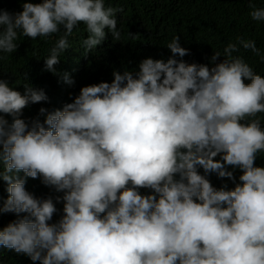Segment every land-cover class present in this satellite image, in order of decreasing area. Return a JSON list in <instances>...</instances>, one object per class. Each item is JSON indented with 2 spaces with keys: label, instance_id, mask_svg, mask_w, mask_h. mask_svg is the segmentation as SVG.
I'll return each instance as SVG.
<instances>
[{
  "label": "clouds",
  "instance_id": "obj_1",
  "mask_svg": "<svg viewBox=\"0 0 264 264\" xmlns=\"http://www.w3.org/2000/svg\"><path fill=\"white\" fill-rule=\"evenodd\" d=\"M250 7L264 21V7ZM118 11L105 0H24L21 11L0 9V52L12 53L21 34L60 33L44 57L56 72L80 22L86 50L106 26L118 40ZM238 40L216 50L211 59H224L211 67L172 55L114 70L111 82L82 86L63 108L41 107L43 121L20 113L47 100L44 89L25 83L22 94L0 79V113L14 117L0 115L9 192L0 211L27 213L0 229V245L41 264H264V166L254 163L264 151V75L233 55L240 45L259 53L255 40ZM167 47L180 57L189 51L177 34ZM226 165L243 170L242 183L217 188L207 174L235 179ZM38 176L63 193L56 222L53 197L25 187Z\"/></svg>",
  "mask_w": 264,
  "mask_h": 264
},
{
  "label": "trees",
  "instance_id": "obj_2",
  "mask_svg": "<svg viewBox=\"0 0 264 264\" xmlns=\"http://www.w3.org/2000/svg\"><path fill=\"white\" fill-rule=\"evenodd\" d=\"M24 0H0V9L10 12L22 10ZM41 2V0H33ZM106 5L112 4L120 9L116 13L117 27L121 36L117 40L111 31L105 28L106 36L101 43L92 50H86L82 41L88 35L86 25L80 22L69 37L71 46L61 54V58L54 65L56 72L45 67L44 57L55 43L60 33L35 38L21 34L18 47L12 53L0 52V79H7L11 86L24 92L25 83L33 87L42 88L48 99L39 102H29L20 115L27 122L32 119L43 121L44 114L40 108L48 111L63 108L65 103L71 102L79 94L82 86L111 82L113 72L125 69L134 70L139 62L146 57L167 59L176 55L189 63H204L210 67L224 59L221 55L216 61L211 59L216 50L223 53L226 44L239 43L238 37L254 39L260 52L256 53L250 48L240 45L233 55H241L253 67L254 71L264 75V21L251 17L250 4L264 7V0H105ZM178 35L181 46L189 51L180 57L173 54L167 47L174 35ZM70 77L69 83L65 76ZM249 83L248 78H244ZM11 122L14 118L10 113H0ZM261 117V127H264V112L257 113ZM245 122V121H242ZM2 148V146H0ZM214 159H222L218 154ZM254 163L264 166V151L257 154ZM233 170L235 179L219 177L215 172L207 174L211 183L219 188H233L236 183H242L239 176L242 169L233 165H226ZM2 168V162H0ZM205 174L202 167L198 169ZM23 174V173H21ZM177 178L179 174H176ZM25 187L38 197L52 196L57 211L49 223L56 222L63 215V201H57V192L54 186L46 185L41 177H28ZM140 192L147 194L154 190L141 187ZM7 182L0 178V209L8 197ZM17 215L27 213H14L0 211V229L16 219ZM0 264H41L33 261L24 252L0 245Z\"/></svg>",
  "mask_w": 264,
  "mask_h": 264
}]
</instances>
